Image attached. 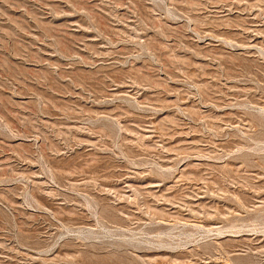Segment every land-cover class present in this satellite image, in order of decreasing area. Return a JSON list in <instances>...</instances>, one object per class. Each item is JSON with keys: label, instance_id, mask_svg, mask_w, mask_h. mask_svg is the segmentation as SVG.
I'll list each match as a JSON object with an SVG mask.
<instances>
[{"label": "rangeland", "instance_id": "374dc122", "mask_svg": "<svg viewBox=\"0 0 264 264\" xmlns=\"http://www.w3.org/2000/svg\"><path fill=\"white\" fill-rule=\"evenodd\" d=\"M264 264V0H0V264Z\"/></svg>", "mask_w": 264, "mask_h": 264}, {"label": "bare ground", "instance_id": "6f19581e", "mask_svg": "<svg viewBox=\"0 0 264 264\" xmlns=\"http://www.w3.org/2000/svg\"><path fill=\"white\" fill-rule=\"evenodd\" d=\"M210 264V263H209Z\"/></svg>", "mask_w": 264, "mask_h": 264}]
</instances>
